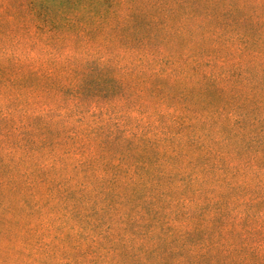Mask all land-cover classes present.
I'll return each instance as SVG.
<instances>
[{
    "label": "trees",
    "instance_id": "16d2710c",
    "mask_svg": "<svg viewBox=\"0 0 264 264\" xmlns=\"http://www.w3.org/2000/svg\"><path fill=\"white\" fill-rule=\"evenodd\" d=\"M186 3L192 12L181 19ZM255 10L247 0H0V87L7 98L0 102V137L32 155L0 150V264H10L3 240L36 230V212L45 207L35 194L42 183L71 201L64 223L79 228L44 242L49 256L41 264L56 257L64 264H256L255 253L234 260L224 249L227 232L206 228L194 199L216 192L205 184L219 168L234 171V181L219 180L236 201L252 192L249 206L263 202L264 189L237 179L242 165L264 169L262 68L252 83L251 69L235 65L234 86L221 84L192 55L166 48L184 46L193 35L210 40L215 32L249 53L264 29V0ZM242 72L248 74L239 78ZM35 91L42 109L29 114L25 105ZM207 91L219 102L210 109L199 105ZM131 111L157 118L139 130ZM231 135L234 165L222 156ZM44 148L53 156H37ZM70 166L76 171L62 175ZM219 213L224 223L232 208L225 218ZM246 218L243 246L264 232ZM190 221L192 228L185 226Z\"/></svg>",
    "mask_w": 264,
    "mask_h": 264
},
{
    "label": "rangeland",
    "instance_id": "374dc122",
    "mask_svg": "<svg viewBox=\"0 0 264 264\" xmlns=\"http://www.w3.org/2000/svg\"><path fill=\"white\" fill-rule=\"evenodd\" d=\"M250 1L251 4L256 6L255 12L257 10L260 11L261 4L263 0H247ZM258 7V8H257ZM193 6L189 3H186L184 5V12L181 17V19H187L188 14L192 12ZM253 12V10H251ZM264 12V11H263ZM191 22V21H190ZM190 22H186L189 24ZM234 29L229 30L227 32L226 36H230V34ZM241 30V27H240ZM260 33L258 35V40L256 43L251 44V47L247 49V52L245 53L242 51V45L238 40H224V38L217 35L215 32L210 34L211 39L210 40H201L199 35H193L188 37L186 44L184 46H166V48L172 49L174 52H186L193 56V60H198L202 63V68L204 71H214L218 78L221 79V84H228L234 86V66L240 65L242 68L247 69L250 68L252 71V76H254L251 80L252 83H255L256 80L259 77V74L255 71L257 68H262L261 75L264 77V70L262 67L263 57H258V52H262V56H264V29L262 31H258ZM235 36V33H234ZM223 52H222V51ZM220 52V53H219ZM256 54L258 56H256ZM33 55V52L31 53ZM219 55H222V57H218ZM217 61L218 64H223V69L220 70L219 68L213 67L214 62ZM261 63L259 66L257 64ZM257 67V68H256ZM60 71V70H59ZM58 72V71H57ZM64 74V72H61ZM245 74H248V72H242L241 77H245ZM240 75H235V78H237ZM197 79L196 78H191ZM245 89L249 90V84L245 83ZM37 91L33 93V95L30 97V103L29 105H25L27 108V111L30 113L37 112V110H41L42 106L40 104L35 103V94ZM257 99L260 100V102H263L264 99L261 95L257 96ZM1 101H7L6 98V88L0 87V102ZM219 102L214 100L209 92H203L202 93V102L199 103L200 106H204L206 108H211L213 106L218 105ZM234 106V100L230 103V109L228 111H232ZM164 106H160L156 113L159 111L160 108H163ZM123 114L122 111H119ZM120 113H117L118 115ZM131 116L134 119V124L138 126L139 130H141L143 127H148L150 123H153L157 116L156 114L151 115L150 118H148V115H143L137 111H131ZM225 112L223 115L219 116L220 122H225ZM170 118L168 121H171ZM231 125L234 124V119L231 121H228ZM155 131L153 130L152 133ZM13 133L17 135L19 133V130L13 129ZM225 142H227V146L224 147L222 156L226 157V160H231L230 164L234 165V138L233 135L230 136ZM188 150H190V146L186 145ZM0 150L3 152L5 156H32L30 152L26 150V147L23 145L15 146V144H10L7 142L6 137H0ZM60 155L68 156V154H63L62 150H58ZM195 153H198V151H195ZM44 154H37V156H53L52 151H50L49 148H44L43 150ZM69 156H78L74 153L70 154ZM254 157V156H252ZM73 166H70L66 172H62V175H69L71 173H74L76 170L72 168ZM234 172V171H233ZM233 172L224 173L219 168L211 169V171L208 172V182L205 184V189L210 188L215 190L216 192H205L202 193V195H197L194 199V204L196 203L200 208H202V223L206 228H216L225 230L226 233V239L224 243V249H226L227 252H230L231 256H234V260L238 259V256H246L247 260H250L251 258L248 256L250 253H255L259 255L258 258L255 259L256 264H264V232L260 233L258 238L254 241L249 242V245L243 246L242 242L243 239H246L247 232L245 229L249 228L244 224H241L240 221L242 218H246L247 211L251 213L252 218L249 222V218H246V223H249L248 226H251L250 223L254 224V227L256 228H264V190L263 191V197L260 200H263V202L252 204L249 206L250 201L252 200V196L254 193L250 192L246 196L241 197L238 201H236V198L234 199V193L230 194V190L228 185H226L222 180H219L220 177H231L233 175ZM238 182H246L248 183L252 188H262L264 189V169L257 167L255 164H252V166L242 165L238 175H237ZM231 181H234V177H231ZM73 184L77 183L76 179L72 181ZM178 186L182 184L181 180H178L176 183ZM79 185V183H77ZM59 188L58 186H51L49 183H42L37 189L35 194H39L36 196L37 200H40L42 205H45L44 208H42L41 211H37L36 214L39 215V219L35 220L33 223V227L36 229L31 231H23L20 233V235L17 238H13L11 241H8L7 239L3 240V243L6 247L5 253H6V262H9L10 264H38L42 263L43 259L47 258L49 256V251L45 248V245L43 244L46 241L50 240H57L56 236H59L62 234V231H69L73 234H77V228H71L67 226L64 222L67 220V217L70 215V211L68 206H66V203H71V201H68L69 199H65L64 195L59 194L56 195V189ZM39 192V193H37ZM13 198V195L11 199ZM15 200L19 203V197H15ZM234 200L237 202V206L234 207ZM230 202L229 204L227 202ZM92 200L90 201V203ZM188 203V202H187ZM186 203V204H187ZM227 204V205H226ZM232 208V213L230 215H227L228 221L224 223H221V215L219 211L222 212V217L225 218L224 209L226 208ZM249 207V208H248ZM246 216V217H245ZM61 224H65L62 228L60 227ZM194 222H186L185 226L188 228H192L194 226ZM243 229L242 234H234V230L232 233H229V229H235V232ZM41 237V242L38 241ZM241 235V238H240ZM25 238V240H24ZM81 243L88 244V240H83L82 237L79 238ZM41 248L39 249V247ZM20 251V252H19ZM54 264H64V261H60L57 257L52 260ZM83 264H103L101 263H95L91 262L88 263L86 261L83 262Z\"/></svg>",
    "mask_w": 264,
    "mask_h": 264
}]
</instances>
